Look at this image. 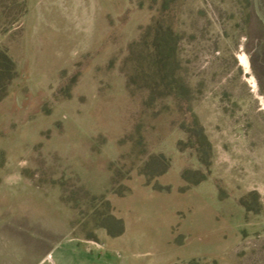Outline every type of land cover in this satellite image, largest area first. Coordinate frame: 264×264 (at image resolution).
Instances as JSON below:
<instances>
[{
  "label": "rangeland",
  "instance_id": "obj_1",
  "mask_svg": "<svg viewBox=\"0 0 264 264\" xmlns=\"http://www.w3.org/2000/svg\"><path fill=\"white\" fill-rule=\"evenodd\" d=\"M3 87L0 264H119L109 215L171 264H264L252 0H0Z\"/></svg>",
  "mask_w": 264,
  "mask_h": 264
},
{
  "label": "crops",
  "instance_id": "obj_2",
  "mask_svg": "<svg viewBox=\"0 0 264 264\" xmlns=\"http://www.w3.org/2000/svg\"><path fill=\"white\" fill-rule=\"evenodd\" d=\"M118 218L123 220L124 231L121 236L115 239V242H107L105 252L110 251L113 253L118 252L124 254V261H120L119 264L172 263L170 261L159 258V248H144L143 239L145 238V232L142 230V228L146 226V217L140 215L136 217L134 223L126 221V219L120 215L118 216Z\"/></svg>",
  "mask_w": 264,
  "mask_h": 264
},
{
  "label": "trees",
  "instance_id": "obj_3",
  "mask_svg": "<svg viewBox=\"0 0 264 264\" xmlns=\"http://www.w3.org/2000/svg\"><path fill=\"white\" fill-rule=\"evenodd\" d=\"M157 51V49L155 48L153 53L155 54V52ZM159 56H160V49H159ZM4 59L6 60V62L10 65V66H13L11 61L7 58V57H4ZM159 62H160V59H159ZM12 68V72L10 75L7 76L6 78V84H8L10 82V80H12L14 77H15V71ZM5 87H3L1 90H0V100L5 96ZM159 165V169L157 171H154L152 168L154 165ZM169 169V165H168V162L163 158V156H156V157H153L151 158L144 166L143 170L141 171V175L144 176L145 180H146V183L149 184L150 181L157 177V176H160L162 174H164L167 170ZM187 174H189L188 172L186 173H183L181 175V179L183 181H185L186 183H189V185H195L197 184L198 182H201L202 180H204V176H202L200 179H198L197 181H194V182H190L188 180V177H187ZM155 188H158L159 187H155ZM106 220L111 224L112 228H108L106 227V230H107V234L114 238V237H117V236H120L123 231H124V226H123V222L120 220V219H117L116 217L112 216V215H109L108 217H106Z\"/></svg>",
  "mask_w": 264,
  "mask_h": 264
},
{
  "label": "water",
  "instance_id": "obj_4",
  "mask_svg": "<svg viewBox=\"0 0 264 264\" xmlns=\"http://www.w3.org/2000/svg\"><path fill=\"white\" fill-rule=\"evenodd\" d=\"M252 4L254 15L264 29V14L260 8L259 0H252Z\"/></svg>",
  "mask_w": 264,
  "mask_h": 264
}]
</instances>
